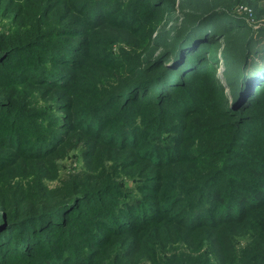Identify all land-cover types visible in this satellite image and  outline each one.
I'll return each instance as SVG.
<instances>
[{
    "label": "trees",
    "instance_id": "obj_1",
    "mask_svg": "<svg viewBox=\"0 0 264 264\" xmlns=\"http://www.w3.org/2000/svg\"><path fill=\"white\" fill-rule=\"evenodd\" d=\"M159 5L160 0H80L75 5L79 17L76 24L82 29L79 33L53 29L56 23L52 22L41 36L33 34L31 29L16 31L15 27L9 34L2 35L0 69L7 64L12 67L15 62L18 65L12 70L11 84L17 81L18 86L27 84L31 92L33 87H40L43 91L63 93L57 100L66 98L68 104L54 105L48 111H32L29 114L18 107V112L14 114L16 116L9 118L5 110H12L14 106L0 98V148L5 154V157L0 158V174L12 165V160L8 158L10 155L24 161L47 160L69 144L79 132L117 150L122 156H136L129 164L137 158L145 159L155 165L157 171L183 161L200 159L201 150L183 155L180 146L184 131L177 122L181 115L209 114L204 117L203 123L205 126L213 125L211 121L215 119L209 117L212 116V110L207 105L209 99H206V94L190 87L192 82L202 78L199 73L212 61L204 52L213 45L210 46L208 39L199 44V49L193 48V45L189 50L184 47L194 39L195 43L199 41L198 36L215 39L220 33H228L236 27L241 29L242 39L247 34L250 38L252 31L238 25L236 20L240 19L220 14V17L207 21L201 18L188 24L182 37L171 41L168 57L157 76L146 78L141 75L127 87L123 85L121 90L104 91L92 78L83 75L86 66L82 62L88 57H91V67L100 63L105 72H120L126 65L130 67L126 74L135 71V62L129 57L120 59L114 56L112 50L101 54L97 47L92 51V44L78 38L93 36L100 26L110 25L122 31H132L143 20L157 14ZM102 7L108 9L101 10ZM227 16L231 17V22L226 21ZM189 32L188 41L183 43ZM59 36L66 39L58 41ZM40 39L57 40L61 44H41L38 41ZM65 40L68 41L62 44ZM253 44V40L249 39L246 49L248 46L251 49ZM246 49L243 42L240 48L235 47L240 67L236 79L229 81L233 90L232 98L238 100V103L234 102L238 108L248 107L255 95L262 96L256 90L250 96L258 76L262 81L257 83L256 89L264 92V46L260 50L254 49L251 60L249 53H243ZM97 54L102 58L99 61L94 60ZM159 58L155 63L160 62ZM168 60H171L169 64ZM248 66L254 74L252 77L244 70ZM89 73L93 77L98 74L93 67ZM5 75L10 76V73ZM2 78L4 75L0 71V83H4ZM74 90H79L78 94L70 101L69 94L77 92ZM225 103L229 104V100ZM258 119L264 120L262 117ZM261 125L257 128H261H258L259 132L264 135V122ZM240 132L233 133L235 137L230 140L229 133L219 138L215 126L211 129L198 127L200 136L206 138L214 135L212 141L219 144L214 156L216 159L208 166L211 173H208L206 185L196 189H180V193L163 198L157 199L151 194L147 197L139 195L142 193L137 190L132 192L128 187H117L119 184L115 183L111 173L113 167L108 165L104 166L107 175L104 181L100 180V176L99 180L87 181L101 186L94 190L90 187L79 189L74 184L68 186V183L49 190L42 181L34 186L27 181L20 186L23 192L18 198V220L8 219L4 214L0 217V220L7 219L9 223L5 231L0 230L1 264L7 261H13V264H40L41 256L47 259L45 264H92V256L95 257L98 248L109 245L113 237L135 235L139 227L148 229L155 223L173 220L190 230L207 227L220 231L232 223L240 222L246 211L264 203V187H260L264 180V171L260 169L262 166L256 160H251L250 168L246 169L245 161H238L234 156L228 157L233 148L244 147L246 139L240 136ZM95 146L99 147V144ZM227 146L228 154L224 150ZM192 154L195 157L191 159ZM89 156L95 160L92 153ZM225 157L234 164H226ZM110 162L116 161L105 163ZM146 167L148 169V164ZM230 171L232 176L229 175ZM243 174L251 178V183L241 178ZM254 180L256 184L252 183ZM140 185L142 187L135 188H145L142 183ZM24 190L28 193H24ZM152 190L156 192L159 189L153 187ZM127 191L135 195L129 196ZM23 202H26L25 206L21 205ZM174 207H179L176 211L180 214L179 219L171 213ZM30 211L32 213H28ZM88 248L92 249V256L86 252ZM259 256L258 264L262 262L261 259L264 260V256Z\"/></svg>",
    "mask_w": 264,
    "mask_h": 264
},
{
    "label": "rangeland",
    "instance_id": "obj_2",
    "mask_svg": "<svg viewBox=\"0 0 264 264\" xmlns=\"http://www.w3.org/2000/svg\"><path fill=\"white\" fill-rule=\"evenodd\" d=\"M79 1L0 0V39H3V34H9V31L14 27L16 31L19 29V31L26 32L31 29L34 31L33 34L41 36L52 22L56 23L53 29H65L79 33L82 29L76 24L79 17L75 8ZM157 8L159 9L156 11L157 14H153L151 19L143 20L132 31H122L118 27L110 25L100 26L93 36L78 38L89 45L92 44V51L94 47H97V51L101 54L112 50L114 56H119L120 59L129 57L135 62V71L126 74L125 72L130 68L126 65L124 69H120V72L117 70L105 72L100 63H96L92 67L98 74L97 77H93L89 73L92 67L90 65L91 57H88L82 62L84 67L86 66L83 75L92 78L104 91L121 90L123 85L127 87L129 83L138 80L141 75L146 78L157 76L162 70V63L168 57L167 51L171 41L184 34L188 24L201 18L207 21L213 17H220V14L240 19L233 18L239 22L238 25L246 26L247 30L252 31L253 35L250 38L247 34L242 39V31L236 27L228 33H220L219 37H215V39L198 36L199 41L195 43L194 39L184 47L185 50H189L192 49L189 47L193 45V48L199 49V44L207 42L208 39L210 46L213 45L204 52L212 61L208 63V66H204L202 72L199 73L202 78L198 82H192L190 86L194 90H202L206 94V99H209L207 105L212 110L210 112L212 116L209 117L215 119L211 121L213 125L205 126L206 124L203 123L204 117L209 114L181 115L177 122L182 125V131H184L180 146L183 155H190L196 150H201L200 159L183 161L157 171L155 165L145 159L137 158L135 162L129 164L136 156L133 158L122 156L118 154L117 150L98 143L96 139L88 137L84 132H79L69 144L47 160L24 161L18 159L17 156L10 155L8 157L12 160V165L0 174V217L4 214L8 219L18 220V206L20 205L18 198L22 196L23 192L20 186L27 181L32 184L31 186L42 181L49 190L56 189L64 183H68V186L74 184L79 189L90 187L94 190L101 186L89 184L87 181L99 180V176L100 180L104 181L107 178L105 165L113 167L111 173L115 183L119 184L117 187H128L130 191L137 190L142 193L139 195H147V197L151 194L158 199L167 195H176L180 193V189H196L199 186H205L209 178L208 173H211L208 166L211 161L214 162L216 159L214 156L219 150L216 148L219 147V144L212 141L215 138L214 135H208L206 138L200 136L198 127L211 129L212 126H215L218 128L219 138L224 137V133H229L230 140L235 137L233 133L241 131L240 136L246 139L244 147H235L231 150V154H228L227 146L224 150L228 157L234 156L238 161H245L246 169H248L251 160H256L262 166V168L259 167L261 171H264V135L259 132L261 128H257L264 122V120L258 119L259 117L264 119V92L256 89L257 83L262 79L258 76L252 86L254 88L250 91V96L254 95L255 90L258 91L257 93H262V96L255 95L250 105L242 108H238V105L234 103H238V100L232 98L233 90L229 82L230 79L231 81L236 79L240 67V59L237 62L239 56L235 47L240 48V43L243 42L246 49L249 39L253 40V49L248 46L243 52L246 55L249 53V60H251L254 56V49L260 50L264 46V31L262 30L264 29V0H160V5ZM230 18L227 16L226 21L231 22ZM190 34L191 32L183 43L188 41ZM62 37L59 36L58 41L66 39ZM38 41L41 44L49 43L51 45L60 43L57 40L47 39ZM67 41L65 40L62 44ZM158 58L160 62L155 63ZM99 59H102L101 55L97 54L94 60L99 61ZM170 62L171 60H168V64ZM8 66L7 64L5 68L0 69L4 75L1 81L5 83V85L0 83V98L14 106L12 110H5L9 118L16 116L14 114L18 112V107L21 111L29 114L32 111H48L54 105L68 104L66 98L57 100L63 93L43 91L40 87H33L31 92V87L27 84L18 86V81L11 84L12 70L18 65L15 62L12 67ZM244 70L251 75L250 77L254 75L249 66ZM4 73H10V76H6ZM15 75L18 79V72ZM74 91L77 92L69 94L70 101L78 94L79 90ZM191 95L193 96V93ZM226 100H229V104L225 103ZM225 110L227 112L224 114ZM96 143L99 144V147L95 146ZM140 150L145 149L140 148ZM89 153L93 154L95 160L90 158ZM117 155L122 158L119 159ZM2 157H5V154L0 156V158ZM194 157V154L190 156L191 159ZM112 160L116 162L105 163ZM224 160L226 164H234V162L229 163L231 159L225 157ZM229 175H233L232 171L229 172ZM241 178H245L246 183L251 181V178L245 174ZM141 183L145 185V188L136 189L135 187H142L139 186ZM252 183L256 184V181L254 180ZM153 187L159 190L154 192ZM260 187H264V180ZM130 191H127L129 196L135 195ZM24 193L28 192L24 190ZM146 199L150 201L149 198ZM21 205L25 206L26 202ZM178 209L179 207H174L171 213L173 217L179 219L180 214L176 213ZM28 213H32V211ZM8 225L7 219L0 220L1 231H5ZM143 228H137V233L131 237L111 238L113 240L109 245L102 246L95 251V257L92 256V249L88 248L86 252L92 256V264H258L259 257H261L259 255L264 256V203L258 208L246 211L240 222L232 223L220 231L207 227L190 230L182 223H175L173 220L155 223L148 229L142 230ZM40 258V264L47 262L45 257L41 256ZM261 261L260 264H264V260L261 259ZM5 263L13 264L14 262L7 261Z\"/></svg>",
    "mask_w": 264,
    "mask_h": 264
}]
</instances>
